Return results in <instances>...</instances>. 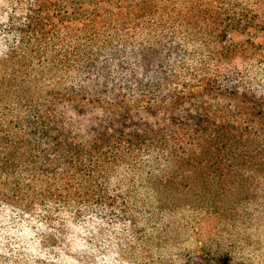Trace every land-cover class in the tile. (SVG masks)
Masks as SVG:
<instances>
[{"label": "trees", "instance_id": "obj_1", "mask_svg": "<svg viewBox=\"0 0 264 264\" xmlns=\"http://www.w3.org/2000/svg\"><path fill=\"white\" fill-rule=\"evenodd\" d=\"M6 6L0 264H240L264 220V0ZM70 106L107 113L82 133Z\"/></svg>", "mask_w": 264, "mask_h": 264}, {"label": "rangeland", "instance_id": "obj_2", "mask_svg": "<svg viewBox=\"0 0 264 264\" xmlns=\"http://www.w3.org/2000/svg\"><path fill=\"white\" fill-rule=\"evenodd\" d=\"M10 1L11 0H0V9H5ZM256 35L257 38L255 37V40L264 41V31H260ZM263 67L264 66H261V68ZM79 110L80 109L75 106L63 109V111L67 112L65 114L66 121L72 123V125L82 133L98 123V119L104 117L107 113V109L101 106H96L94 109L87 106L83 109L85 114L80 113ZM247 233L248 236L250 235L249 238H251L249 244L246 245V248H244V246L237 248L233 256L240 259V264H264V220L258 223L256 222ZM238 243H242L240 239ZM179 262L180 261L177 260L175 264H179ZM138 264H144V262L139 261Z\"/></svg>", "mask_w": 264, "mask_h": 264}]
</instances>
